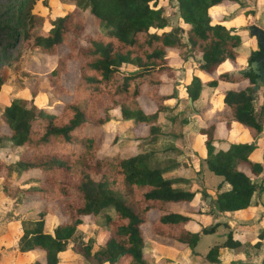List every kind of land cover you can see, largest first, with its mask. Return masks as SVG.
Wrapping results in <instances>:
<instances>
[{"label":"trees","instance_id":"16d2710c","mask_svg":"<svg viewBox=\"0 0 264 264\" xmlns=\"http://www.w3.org/2000/svg\"><path fill=\"white\" fill-rule=\"evenodd\" d=\"M39 1H12L0 12V34L8 44L21 35L31 49L24 61L29 98H12L0 111V129L6 130H0V139L17 151L12 163L0 161L1 170L15 175L5 195L18 198L12 241L18 255L40 252L21 264H58L77 225L83 218L94 223L98 216L102 263L165 264L166 258L151 262L145 256L146 241L191 250L201 235L213 233L220 224H199V200L210 197L220 213L249 207L253 193L264 189V158H249L264 128V100L256 105L253 89L260 80L237 64L239 57H246L240 32L248 35L247 27L236 30L224 24L246 11L236 9L217 19L209 13L215 5L240 0H174V27L168 25L169 2L63 0L72 7L60 14L57 8L49 28L30 35L22 26L23 10ZM189 57L197 58L196 69L204 79L191 74L180 94L190 99L192 116L199 120L202 160L229 185L225 191L203 186L190 190L197 171L188 156L185 163L182 159L163 167L152 166L153 151L123 156L136 142L155 145L165 140L175 123L165 115L166 102L175 93L162 94L160 89L172 86ZM1 58H8L3 49ZM225 62L242 70L218 71ZM140 96L154 104L151 112L141 109ZM51 99L61 103L59 111ZM217 104L221 111L208 114ZM231 123L251 141H229ZM123 133L131 138L120 144ZM52 219L56 222L50 229ZM263 235V230L257 234L254 247ZM222 247L237 249L240 243L227 233L208 248L205 260L218 263Z\"/></svg>","mask_w":264,"mask_h":264},{"label":"rangeland","instance_id":"374dc122","mask_svg":"<svg viewBox=\"0 0 264 264\" xmlns=\"http://www.w3.org/2000/svg\"><path fill=\"white\" fill-rule=\"evenodd\" d=\"M12 1L18 3L19 0H0V12ZM168 2L170 4L167 8L168 25L174 27L177 24L176 11L173 6L174 0H159V3L164 6ZM63 3V0H40L35 5L28 3L23 10V16L21 19L23 29H26L30 35L46 31L49 28V22L56 16L54 15V12H56L55 10L57 8L58 13L60 14L61 9V11H63L72 7L71 4ZM30 14H32V17ZM8 43V39L0 34V53L3 49L5 56L8 57L7 59H0V83H2L0 86V111L12 98L24 100L29 98V92L24 85L28 73L24 61L30 54L29 52L31 49L26 46L25 38H21V35L17 36L10 45ZM251 46H253L254 50H250L248 44L245 43V66L251 56L260 53V50L253 41V37ZM62 51H64V49L61 47L60 54ZM175 53L176 52L173 51L172 54ZM192 59H194V57ZM195 60H197L196 57ZM192 62H195V66L197 67V61H191V63ZM190 67H193L192 64ZM126 68L132 67L124 66V69ZM241 70L242 69L238 70V72ZM182 79L183 72L180 71L177 73L174 81H172V86L168 85L167 87L160 89V93L162 94L175 93V98L166 102L167 110L165 115L167 117H174L175 123L174 126L167 131L165 140L162 143L155 145H143L141 142H136V148H130V150L126 151L123 156L132 155L135 152L153 151L152 166L157 167L168 166L169 164L176 163L182 159L184 161V157L188 156L189 160H191V165H195V169L198 168L201 170L197 172L195 177H192L193 182L189 186L190 190L198 189L201 186L219 189L216 182L221 181L222 178L211 174L207 170L200 155L201 151L200 153L198 151L202 148V140L197 137V131L200 125L199 120L192 117V112L189 111V105H187L185 99L179 95L181 92L180 82ZM42 101L43 96L37 100L36 106ZM137 101L144 112L149 113L154 109V104L144 96L138 97ZM50 104L58 111L61 108V103L52 101V99L50 100ZM215 107L216 105L212 106V110L214 109L213 111L209 108L208 114L218 112L219 109H215ZM114 112L115 111H112L111 114L115 118L116 113ZM114 123L115 122L112 121L109 128H112ZM0 130L6 132L4 128H1ZM172 134L177 136L172 137ZM128 138H131L130 134L123 133L118 137V142L120 144H125ZM166 147H168V149H166ZM169 147L171 148L169 149ZM16 154L17 151L10 146V143L6 140L0 139V161L5 165L10 164L16 160ZM197 159H199L198 166H196ZM203 171L204 173H202ZM182 173L187 174L188 172ZM14 178L15 175H13L11 170L0 169V264H21L25 259H32L33 256L40 254L39 251H35L30 255L15 257V252L17 250L12 241V237H14V231L15 234L17 233V221L14 220L19 218V214L15 212L18 198L14 196L13 199H8V197L5 196L6 193L11 192L10 186L12 185V180H14ZM15 180L17 182L19 181L17 179ZM106 210L107 212H111L109 208H106L105 211ZM153 216V213L147 214L148 219H152ZM55 222V219L50 221V229L55 225ZM101 223V216H98L94 223L89 221L88 218H83L81 223L77 225L76 233L70 241L67 249L58 256V264H107L105 262L102 263L103 257L99 253L103 234ZM220 235V231L203 235L197 242L195 249L201 250L202 253H204V251L206 252L207 247L215 243L221 237ZM165 254L168 255V253Z\"/></svg>","mask_w":264,"mask_h":264},{"label":"crops","instance_id":"0c3cea01","mask_svg":"<svg viewBox=\"0 0 264 264\" xmlns=\"http://www.w3.org/2000/svg\"><path fill=\"white\" fill-rule=\"evenodd\" d=\"M240 4H218L213 6L209 10V13L213 19H217L220 16L227 15L236 9H239L240 11H246L245 14L237 15L232 20L227 21L224 24L226 26H232L236 30L248 27L249 25H255L264 30V0H240ZM240 34L242 41H245L244 43L248 44V48L250 50H254L253 46H251L252 37L249 34L247 35L245 31H241ZM253 41L255 42L254 38ZM191 61L197 60H195V58L192 59L189 57L187 61L181 66V69L178 70V72H183V79L180 82V86L182 82H186L189 79L191 74L204 79V76H202V74H200V72L196 69L195 62L191 63ZM245 61V56L239 57L237 59V64L240 65V67H244ZM190 63L193 67H190ZM238 70L239 69L232 68L227 62L223 63L218 69V71H227L228 73H236ZM253 94L256 105L260 104L264 100V85L261 83V81H258V84L253 89ZM179 95L181 97V94ZM186 102L187 105H189V111H192L190 108V103L188 102V98ZM216 108L219 109L218 112L221 111L220 104H217L215 109ZM197 137L202 140L198 134ZM228 140L231 142L249 143L251 138L246 132L240 129L239 125L236 123H231L228 133ZM254 142L255 148L249 154V158L260 162L264 158V128L262 132L255 138ZM198 151L199 153L201 151L200 155L203 159V145ZM198 160L199 159H197L196 166H198ZM192 167L197 172L201 171L198 168L195 169V165H192ZM202 173H204V171ZM262 176H264V173ZM221 181L216 182L219 189H212L207 186L203 187L217 192L229 189V185ZM260 181L261 177L257 179V182ZM198 204V208L201 212V214L198 216V222L201 226L211 225L216 222L220 223L215 228L213 233L220 231L221 237L213 244L221 242L225 238V235L230 233L231 238L233 240H237L240 243V247L237 249H229L226 247L219 248L216 257L218 263H209L205 260L204 256L211 245L207 247L206 252L204 251V253H202L201 250L195 249L196 245L191 250H176L174 248L160 245L149 240L144 243V252L145 256L148 257L151 262H155L160 258H166L167 262L165 264H264V235L260 239L258 247H254L252 245L256 240L257 234L261 230L264 231V189L259 193H253L249 207L237 211L223 213L217 212L210 203V197H206L204 200H199ZM202 236L203 235L199 237L198 241ZM165 253H168V255ZM21 255L22 254L18 255L17 251L15 252L16 258L22 257Z\"/></svg>","mask_w":264,"mask_h":264},{"label":"water","instance_id":"95a60500","mask_svg":"<svg viewBox=\"0 0 264 264\" xmlns=\"http://www.w3.org/2000/svg\"><path fill=\"white\" fill-rule=\"evenodd\" d=\"M247 29L249 35L254 38L255 43L260 50V54L256 59L250 60L249 58L247 65L243 68V71H250L257 76L260 81H264V30L255 25H249ZM188 102L190 103L189 98Z\"/></svg>","mask_w":264,"mask_h":264},{"label":"flooded vegetation","instance_id":"af4514ba","mask_svg":"<svg viewBox=\"0 0 264 264\" xmlns=\"http://www.w3.org/2000/svg\"><path fill=\"white\" fill-rule=\"evenodd\" d=\"M259 54H260V53H259ZM259 54L255 55V56H251V57H250V60H253V59L258 58Z\"/></svg>","mask_w":264,"mask_h":264}]
</instances>
